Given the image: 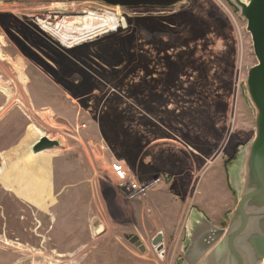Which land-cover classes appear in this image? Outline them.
Instances as JSON below:
<instances>
[{
    "label": "rangeland",
    "instance_id": "rangeland-1",
    "mask_svg": "<svg viewBox=\"0 0 264 264\" xmlns=\"http://www.w3.org/2000/svg\"><path fill=\"white\" fill-rule=\"evenodd\" d=\"M85 14L124 26L69 48L47 31L78 38L67 28ZM256 63L233 0H0V264H183L198 213L224 191L236 205ZM44 136L58 147L33 154ZM114 161L131 181H161L129 199ZM215 172L226 184L207 191Z\"/></svg>",
    "mask_w": 264,
    "mask_h": 264
},
{
    "label": "water",
    "instance_id": "water-1",
    "mask_svg": "<svg viewBox=\"0 0 264 264\" xmlns=\"http://www.w3.org/2000/svg\"><path fill=\"white\" fill-rule=\"evenodd\" d=\"M112 7L169 8L182 0H89ZM246 22L256 64L247 72L245 88L254 110V137L245 150L240 170L235 177L237 202L228 216L225 228L212 226L200 219L190 232L189 246L183 264H264V0H233ZM46 139L33 144L38 154L57 148ZM162 235L151 242L162 252ZM140 253L144 247L137 237L129 241Z\"/></svg>",
    "mask_w": 264,
    "mask_h": 264
},
{
    "label": "bare ground",
    "instance_id": "bare-ground-1",
    "mask_svg": "<svg viewBox=\"0 0 264 264\" xmlns=\"http://www.w3.org/2000/svg\"><path fill=\"white\" fill-rule=\"evenodd\" d=\"M77 21L80 25H82V27L80 29H76V28L74 29V24H70L69 28H67V31H72L75 34L78 33V36H79L78 38L71 37L70 35H66V34L56 35L48 29H47V31L49 33H51L53 36L57 37L63 45H65L66 47L69 48V47H72V44L67 43L69 41H73L74 44H78L81 41H83L84 39H86L87 37L95 34L96 32H101L102 30H105V29H108L110 31H116L120 24L122 26H124L122 24V22L115 20L112 16H110V14H106V16L104 18H100L97 15H93V14H85L84 16L77 18ZM95 21H101L102 24L98 27H95L94 26ZM70 27L73 28V30ZM59 28H60V26L56 27L57 30ZM41 139L49 140L50 138L46 137V136L39 137L34 143L35 144L38 143L39 140H41ZM30 150H31V148H30ZM36 160H38V158H36ZM44 160L45 159L42 158V159H39L37 162H40V164H41V162H43ZM29 161H32V160H29ZM37 169H38V167H37ZM39 172H40V170H39ZM159 181H161V178H156L155 182H152L149 185H144V188H149L150 186H155V185H157V183H159ZM15 193L19 194V192L17 190H15ZM98 232H101V228H99Z\"/></svg>",
    "mask_w": 264,
    "mask_h": 264
},
{
    "label": "crops",
    "instance_id": "crops-1",
    "mask_svg": "<svg viewBox=\"0 0 264 264\" xmlns=\"http://www.w3.org/2000/svg\"><path fill=\"white\" fill-rule=\"evenodd\" d=\"M221 179L223 181V184L225 185L227 181L225 173L223 176H222V173H216V172L210 174V176L207 178L205 182L206 190L212 191L211 187L213 186L214 182H219V180ZM227 193H225L224 191V196L222 197V199L218 200V203H219L218 205L211 206L208 208H203L201 210L202 212L198 213L199 218L192 223L195 224L197 223L198 220L203 219V220L208 221L214 227L222 228V229L225 228L228 222V216L234 209V208L231 209L232 203L230 200V196ZM216 198H214L213 200H215ZM223 223L225 224L223 225Z\"/></svg>",
    "mask_w": 264,
    "mask_h": 264
},
{
    "label": "built area",
    "instance_id": "built-area-1",
    "mask_svg": "<svg viewBox=\"0 0 264 264\" xmlns=\"http://www.w3.org/2000/svg\"><path fill=\"white\" fill-rule=\"evenodd\" d=\"M111 171L120 184L121 193L127 196L129 199L145 196L146 193L151 189L144 188V185H141L136 181L129 180L123 163L119 161H114L111 164Z\"/></svg>",
    "mask_w": 264,
    "mask_h": 264
}]
</instances>
